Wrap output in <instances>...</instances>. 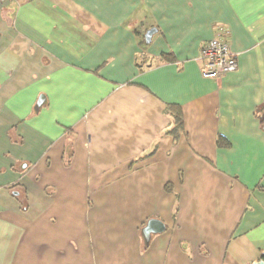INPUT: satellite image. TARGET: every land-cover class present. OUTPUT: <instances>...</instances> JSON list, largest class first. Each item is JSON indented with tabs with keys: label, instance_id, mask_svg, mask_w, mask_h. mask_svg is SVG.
I'll return each mask as SVG.
<instances>
[{
	"label": "crops",
	"instance_id": "crops-1",
	"mask_svg": "<svg viewBox=\"0 0 264 264\" xmlns=\"http://www.w3.org/2000/svg\"><path fill=\"white\" fill-rule=\"evenodd\" d=\"M263 117L264 0L0 1V264H264Z\"/></svg>",
	"mask_w": 264,
	"mask_h": 264
},
{
	"label": "built area",
	"instance_id": "built-area-1",
	"mask_svg": "<svg viewBox=\"0 0 264 264\" xmlns=\"http://www.w3.org/2000/svg\"><path fill=\"white\" fill-rule=\"evenodd\" d=\"M228 34L227 28L219 25L215 36L203 44L200 54L203 76L220 79L223 75L238 69V62L230 48Z\"/></svg>",
	"mask_w": 264,
	"mask_h": 264
},
{
	"label": "water",
	"instance_id": "water-1",
	"mask_svg": "<svg viewBox=\"0 0 264 264\" xmlns=\"http://www.w3.org/2000/svg\"><path fill=\"white\" fill-rule=\"evenodd\" d=\"M155 28H151L147 30L145 37L147 39H150L152 34L154 33ZM165 229V225L163 222L159 219H150L147 223V225L144 227L143 232L146 238H149L150 235L154 232H161ZM256 264H262V262L256 263Z\"/></svg>",
	"mask_w": 264,
	"mask_h": 264
},
{
	"label": "trees",
	"instance_id": "trees-1",
	"mask_svg": "<svg viewBox=\"0 0 264 264\" xmlns=\"http://www.w3.org/2000/svg\"><path fill=\"white\" fill-rule=\"evenodd\" d=\"M174 117H175V121H176V124L178 125V127L180 126V124H181V111L180 110H178L177 112H175V114H174ZM263 120V122H264V117L262 118Z\"/></svg>",
	"mask_w": 264,
	"mask_h": 264
}]
</instances>
